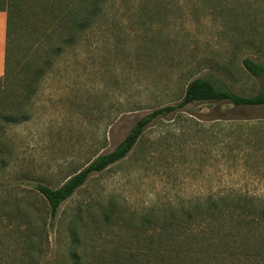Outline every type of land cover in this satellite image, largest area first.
Masks as SVG:
<instances>
[{
    "label": "rangeland",
    "instance_id": "obj_1",
    "mask_svg": "<svg viewBox=\"0 0 264 264\" xmlns=\"http://www.w3.org/2000/svg\"><path fill=\"white\" fill-rule=\"evenodd\" d=\"M77 37L52 58L22 110L27 121L3 130L10 152L0 207H24L30 264H73V251L80 264H160L143 227L153 209L229 191L264 196V106L195 104L146 128L125 159L91 176L51 220L39 187L59 188L114 150L139 118L179 104L192 80L258 92L242 60L264 63V0H111ZM34 209L45 223L40 259ZM18 255L0 264H28Z\"/></svg>",
    "mask_w": 264,
    "mask_h": 264
},
{
    "label": "trees",
    "instance_id": "obj_2",
    "mask_svg": "<svg viewBox=\"0 0 264 264\" xmlns=\"http://www.w3.org/2000/svg\"><path fill=\"white\" fill-rule=\"evenodd\" d=\"M109 2L111 0H0V11L7 16L4 73L0 78V170L7 167L10 152L3 136L4 127L27 121L22 110L29 108L41 82L46 80L52 58L60 56L62 49L73 50L78 32ZM242 66L259 81V90L254 96L238 95L208 77L194 79L187 85L179 104L139 118L114 150L97 156L59 188L39 187L37 191L48 204L51 220L91 176L125 159L143 131L156 121L195 104L263 107L264 63L247 57L242 60ZM23 211L20 205L0 207V221L8 220L0 231V263L5 255L11 258L10 262H21L22 259L16 258L21 253L22 257H28L30 264L29 234L34 230L31 223L23 221ZM35 212L38 242L33 250L40 259L45 223ZM113 213V208L109 207L102 215L103 220L107 222ZM158 214L161 216L157 217ZM143 227L151 232L149 251L153 258L161 260L160 264H264V196L261 195L229 191L210 195L208 202L165 205L159 211L153 209L143 220ZM72 260L73 264H80L76 251L72 252Z\"/></svg>",
    "mask_w": 264,
    "mask_h": 264
},
{
    "label": "crops",
    "instance_id": "obj_3",
    "mask_svg": "<svg viewBox=\"0 0 264 264\" xmlns=\"http://www.w3.org/2000/svg\"><path fill=\"white\" fill-rule=\"evenodd\" d=\"M6 22L7 16L5 12L0 11V78L4 73V54L6 46Z\"/></svg>",
    "mask_w": 264,
    "mask_h": 264
}]
</instances>
